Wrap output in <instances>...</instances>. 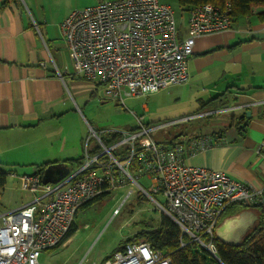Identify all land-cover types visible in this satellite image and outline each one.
<instances>
[{"label": "built area", "instance_id": "1", "mask_svg": "<svg viewBox=\"0 0 264 264\" xmlns=\"http://www.w3.org/2000/svg\"><path fill=\"white\" fill-rule=\"evenodd\" d=\"M187 15L188 30L182 35L173 10L160 0H103L71 10L59 22V30L75 71L102 85L106 99L124 105L126 97L147 96L187 80L195 38L233 24L229 1L197 4ZM133 115L136 125L129 130L89 127L82 162L59 181L43 183L40 172L17 176L20 189L38 194L26 204L0 212V264H37L40 252L65 236L80 205L129 183L137 190L126 191L112 217L137 192L177 224L180 246L195 242L222 263L215 228L223 210L232 203L248 207L264 203V187L187 163V152L192 155L212 144L209 135L156 142L143 116ZM105 132L120 137L105 145L101 139ZM263 146L264 137L259 152ZM141 176L149 180L147 188L137 182ZM101 264H169V257L147 241L136 240L126 242Z\"/></svg>", "mask_w": 264, "mask_h": 264}, {"label": "crops", "instance_id": "2", "mask_svg": "<svg viewBox=\"0 0 264 264\" xmlns=\"http://www.w3.org/2000/svg\"><path fill=\"white\" fill-rule=\"evenodd\" d=\"M51 1L19 0L2 6L0 0V165L36 167L49 162L64 178L75 167L66 161L83 155V138L69 148L54 127L73 110L74 97L83 99L96 84L75 71L59 30L69 11H50ZM209 65L215 76L198 91L199 107L208 101L201 112H218L229 122L197 133L209 135L212 144L192 155L187 152L186 162L264 187V146L258 151L264 137V22L240 19L230 29L196 37L188 78L179 84ZM220 93L215 108L210 100ZM58 175L47 177L52 183L62 179L57 180Z\"/></svg>", "mask_w": 264, "mask_h": 264}, {"label": "rangeland", "instance_id": "3", "mask_svg": "<svg viewBox=\"0 0 264 264\" xmlns=\"http://www.w3.org/2000/svg\"><path fill=\"white\" fill-rule=\"evenodd\" d=\"M100 1L103 0H52L51 4L47 5L50 11L67 13ZM160 1L171 7L177 25L187 32L188 15L180 9L177 0ZM214 76L215 70L209 65L201 72H193L191 81L163 87L147 96L126 97L124 105L113 99H106L103 86L96 84L93 92H88L83 99L74 97L73 110L68 111L66 117L56 123L55 131H58L57 136L60 139L66 141V146L71 148L80 136L85 139L89 130L88 125L95 131L110 129L125 131L134 128L136 121L133 112H136L143 116L145 124L152 129L150 137L156 142L171 140L175 133L180 132L184 138H193L199 135L197 133L210 130V126L229 122L228 118L225 119L218 112L213 117L191 114L200 105L198 91L203 90L206 87L204 82H210ZM198 78H202L203 81ZM202 97L206 98V94ZM56 145L53 151L57 150ZM34 169L35 166L32 164L4 165L7 175L5 184L0 186V212L26 204L32 198L33 192L20 189L18 175L15 174H30ZM131 173L136 174L133 169ZM137 182L145 188L150 184L144 176L138 177ZM128 189L135 191L137 187L129 183L90 206L79 209L74 218L77 225L75 232L63 244L42 250L37 264H101L116 250L119 243L140 229L141 221H149L156 225L163 213L156 208V204L150 198L138 200L137 192L128 197L119 213L112 217L113 210L118 207Z\"/></svg>", "mask_w": 264, "mask_h": 264}, {"label": "trees", "instance_id": "4", "mask_svg": "<svg viewBox=\"0 0 264 264\" xmlns=\"http://www.w3.org/2000/svg\"><path fill=\"white\" fill-rule=\"evenodd\" d=\"M18 1L19 0H2L1 5H8L9 2L18 3ZM225 1H229L231 4V18L233 23L240 19L247 18H253L258 22H264V0H177L180 9L185 12H188L190 8L197 4H222ZM222 94L223 93L215 95V97L212 98L214 101L212 99L210 100V102H213V106L215 108L219 107V105H215V99L217 98V100H219ZM207 104L208 101L204 102L201 107L191 114L201 112ZM207 117H213V115H208ZM242 117L243 116H241V118ZM103 134L101 135V139L105 145H111L120 137V134L118 133L105 132ZM182 135L183 133L181 132L175 133L171 140H179ZM82 159L83 155L77 159H66V162H70L71 164H75V166H77L82 162ZM49 164V162H44L36 165L35 172L42 173V171H44ZM6 175L7 171H5L4 167L0 165V186L5 184ZM107 195L108 194L106 193H102L83 203L77 209L75 215L79 209L86 208ZM137 196L138 200L140 198H146L139 193ZM251 208L256 209L255 211L258 214V218L254 226L246 233L238 245H227L218 239H215L217 256L223 264H264V203L257 205L256 207H248L247 205L241 203H232L223 210L220 219L222 220L224 217L235 215L245 209ZM76 229L77 225L73 221L65 236L57 245L53 247H57L67 241ZM179 236L180 229L177 224L167 215L161 214L156 225L150 223L149 221H141L140 229L132 236L119 243L116 250L122 248L126 241L144 240L147 241L152 248L167 253L169 257V264H221L204 247L195 242L188 241L185 245L180 246Z\"/></svg>", "mask_w": 264, "mask_h": 264}, {"label": "water", "instance_id": "5", "mask_svg": "<svg viewBox=\"0 0 264 264\" xmlns=\"http://www.w3.org/2000/svg\"><path fill=\"white\" fill-rule=\"evenodd\" d=\"M248 114V113H247ZM59 173L57 180L62 178L65 173L61 170L50 168L49 166L43 171V183H49L47 174ZM258 214L253 209H245L238 214L224 217L215 228L216 238L227 245H238L246 233L254 226ZM223 264V263H221Z\"/></svg>", "mask_w": 264, "mask_h": 264}]
</instances>
